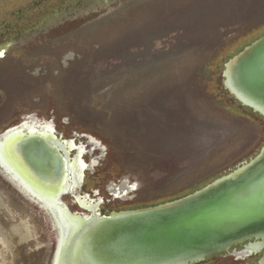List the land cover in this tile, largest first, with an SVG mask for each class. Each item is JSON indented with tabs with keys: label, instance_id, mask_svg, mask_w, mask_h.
Here are the masks:
<instances>
[{
	"label": "rangeland",
	"instance_id": "obj_1",
	"mask_svg": "<svg viewBox=\"0 0 264 264\" xmlns=\"http://www.w3.org/2000/svg\"><path fill=\"white\" fill-rule=\"evenodd\" d=\"M43 1L52 8L36 28L0 45V135L30 117L62 140H91L100 214L192 194L264 147V118L222 76L264 35V0ZM110 184L127 186L124 199L108 197ZM55 239L48 213L0 172V264H50ZM240 247L200 264L264 254L237 260Z\"/></svg>",
	"mask_w": 264,
	"mask_h": 264
},
{
	"label": "water",
	"instance_id": "obj_2",
	"mask_svg": "<svg viewBox=\"0 0 264 264\" xmlns=\"http://www.w3.org/2000/svg\"><path fill=\"white\" fill-rule=\"evenodd\" d=\"M222 76L228 93L264 118V35L229 59ZM24 122L4 131L0 144L17 141L19 157L42 187L64 175L72 183L70 160L62 142L54 137L52 124L45 123L52 131L45 140L29 134ZM0 172L48 213L56 233L50 264H200L244 243L243 250H232L235 258L264 249V147L248 163L192 194L107 215L100 214L98 205L80 203L88 214L72 213L62 196L71 193L78 201L73 184L55 197L57 209H53L27 192L1 161ZM258 264H264V254Z\"/></svg>",
	"mask_w": 264,
	"mask_h": 264
},
{
	"label": "flooded vegetation",
	"instance_id": "obj_3",
	"mask_svg": "<svg viewBox=\"0 0 264 264\" xmlns=\"http://www.w3.org/2000/svg\"><path fill=\"white\" fill-rule=\"evenodd\" d=\"M4 4L6 3L3 2V0H0V45L3 40L11 41L10 39L18 38L20 35H23L29 31H32V29H35L36 28L35 21L37 20V17L41 14L48 13L50 10L49 8H52V7H49L50 5H48L47 3L44 5L43 0H38L37 2H35V0H29L26 3L24 0L19 1V2L17 0H13L9 7L7 5L4 6ZM16 4H17V7H15ZM57 4H60V3L58 2ZM19 5H21L22 7L20 8ZM7 7L10 9H8ZM2 51H3V48L0 46V52ZM0 58H3V57H0ZM29 119L31 120L30 117L25 118V123L27 125L26 127H28L27 132L29 134L30 133L38 134L40 137L46 140L47 136L52 133L50 126L48 124L41 123V122L40 123L31 122ZM36 126H39L40 128H42V130L41 131L36 130L35 129ZM57 136L58 134L55 131L54 137L56 139H59L60 142H62L63 147H64L63 150L65 151V153H68L67 156H68V159L70 160L69 162L72 163L74 158L79 156L82 162V166L84 167L83 176L78 183L80 185L79 186L76 185L74 187V195H76L79 202L76 200V198L71 193L67 195H63L62 199L65 197L69 198L71 201L70 205L77 208L79 211H84L81 209L80 204L82 206L86 205V207L98 205L97 207L98 211L99 209H103V205L105 203H98L96 200L97 199L96 198L97 196L96 185L98 184V180L95 181L94 178L93 180L90 177V176H95L96 174V172H94L95 170L94 168H96L97 166L94 162L96 161L98 155L95 154V152L97 151L98 153H100V150L97 148H94L95 144L93 145L92 141L85 137H81V138H84V140L76 144L75 140L74 141L73 140H62V137L64 136L60 138H58ZM54 149L57 152H59L62 158L64 157L61 151H59L57 148H54ZM110 185H112L110 189H106V191L109 193L108 197L111 198L113 201L122 200L121 197H123V195L121 194L119 195L118 192L127 186L125 184H123L120 187L119 186L116 187V185L114 184H110ZM118 196H121V197H118ZM245 244L246 243L240 245L241 246L239 248L240 251L243 250V246ZM258 254H254V256H257ZM262 256L263 255H261V257L258 259L256 264L259 263Z\"/></svg>",
	"mask_w": 264,
	"mask_h": 264
},
{
	"label": "bare ground",
	"instance_id": "obj_4",
	"mask_svg": "<svg viewBox=\"0 0 264 264\" xmlns=\"http://www.w3.org/2000/svg\"><path fill=\"white\" fill-rule=\"evenodd\" d=\"M19 153L17 141L3 142L0 144V161L3 162L4 168L12 173L13 177L19 178V182H21L23 188H25L27 192H32L35 198L42 200L43 203L45 202L44 205L48 208L57 209V206H55V197H59L62 193L64 194L69 190L70 184H73V186L78 185L83 176L84 167L82 166L79 156H77L72 163H68L70 165L68 172L72 175V183L71 180L68 181L64 175L63 179L60 181L56 179L47 182L45 184L47 188H44L41 186V182L28 172L23 161L19 157ZM66 155H68V153H66ZM58 215L63 219L60 212H58Z\"/></svg>",
	"mask_w": 264,
	"mask_h": 264
}]
</instances>
